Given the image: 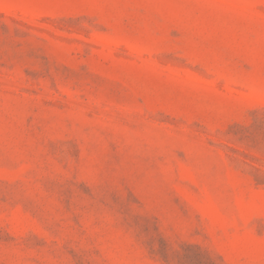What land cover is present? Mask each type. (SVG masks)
<instances>
[{"label": "rangeland", "instance_id": "rangeland-1", "mask_svg": "<svg viewBox=\"0 0 264 264\" xmlns=\"http://www.w3.org/2000/svg\"><path fill=\"white\" fill-rule=\"evenodd\" d=\"M0 264H264V0H0Z\"/></svg>", "mask_w": 264, "mask_h": 264}]
</instances>
